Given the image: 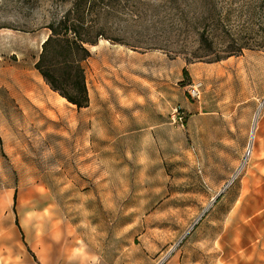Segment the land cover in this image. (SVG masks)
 I'll list each match as a JSON object with an SVG mask.
<instances>
[{"label":"rangeland","instance_id":"374dc122","mask_svg":"<svg viewBox=\"0 0 264 264\" xmlns=\"http://www.w3.org/2000/svg\"><path fill=\"white\" fill-rule=\"evenodd\" d=\"M72 7L97 38L81 108L34 66ZM251 51L264 52V0H0V264H206L211 197L261 178L252 128L240 152L217 137L229 86L264 90V67L239 72Z\"/></svg>","mask_w":264,"mask_h":264},{"label":"crops","instance_id":"0c3cea01","mask_svg":"<svg viewBox=\"0 0 264 264\" xmlns=\"http://www.w3.org/2000/svg\"><path fill=\"white\" fill-rule=\"evenodd\" d=\"M241 56L242 58L238 61L239 72L244 71L247 75L248 72L256 71L257 64L260 66L259 71L264 67V52L251 51ZM233 62L234 60L228 56L224 65ZM211 66L207 71L214 70V65L211 64ZM252 76H258L261 79L264 77L261 73L252 74ZM228 90L229 101L228 103L225 101L221 109L224 126L217 137L218 140L230 145L237 142V151L240 152L249 142L253 118L256 111L258 113L260 105L257 95L264 90L253 88L251 81L250 84L238 88L229 86ZM242 94L245 95L242 96ZM101 96L106 98L108 95L102 91ZM118 99V104L126 108L128 102L123 101L122 97ZM111 109L114 108L111 107ZM207 113L216 115L217 110L213 108ZM258 114L260 115L255 120L253 143L250 149L256 165L250 170L261 178L242 183L236 196L229 197L228 191L222 194L219 191L220 193L211 197V202L209 201L211 208L205 223L208 235L206 264H264V111ZM210 136L211 142H214V130ZM71 245L72 242L69 240L66 246ZM192 264H198V262L192 260Z\"/></svg>","mask_w":264,"mask_h":264},{"label":"trees","instance_id":"16d2710c","mask_svg":"<svg viewBox=\"0 0 264 264\" xmlns=\"http://www.w3.org/2000/svg\"><path fill=\"white\" fill-rule=\"evenodd\" d=\"M47 26L50 32L41 44L34 66L51 89L77 108L85 107L89 94L84 63L90 56L87 44L96 42V34L91 33V24L78 15L75 7ZM244 48L250 47L226 49L225 56L239 54Z\"/></svg>","mask_w":264,"mask_h":264},{"label":"bare ground","instance_id":"6f19581e","mask_svg":"<svg viewBox=\"0 0 264 264\" xmlns=\"http://www.w3.org/2000/svg\"><path fill=\"white\" fill-rule=\"evenodd\" d=\"M17 80H18V84H19V86L21 88L20 90H22L24 94L28 95V98H29V96L30 97H32V96L33 97H36V96L41 97L42 94H41L38 86H36V84L33 83L34 81L32 82L31 80H29L28 77H25V75L23 77L22 76H18ZM61 98L65 99L64 97H61ZM41 101H42V99H41ZM257 116H258L257 114L254 116L253 124L255 123V120H256ZM253 128H254V126H252L251 141H252V138H253ZM248 152H250V150Z\"/></svg>","mask_w":264,"mask_h":264},{"label":"built area","instance_id":"2783aa9c","mask_svg":"<svg viewBox=\"0 0 264 264\" xmlns=\"http://www.w3.org/2000/svg\"><path fill=\"white\" fill-rule=\"evenodd\" d=\"M197 86H198L197 84L191 85V89L194 92V94H197L198 95L199 89H198ZM182 117L183 116L178 113V114H176V115L173 116V121L181 122L182 121Z\"/></svg>","mask_w":264,"mask_h":264}]
</instances>
